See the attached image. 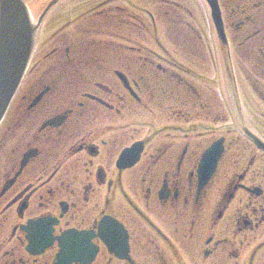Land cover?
Listing matches in <instances>:
<instances>
[{
	"label": "flooded vegetation",
	"instance_id": "af4514ba",
	"mask_svg": "<svg viewBox=\"0 0 264 264\" xmlns=\"http://www.w3.org/2000/svg\"><path fill=\"white\" fill-rule=\"evenodd\" d=\"M158 1L96 0L35 63L45 21L0 126V264H264V0H218L227 42L204 0L196 25Z\"/></svg>",
	"mask_w": 264,
	"mask_h": 264
},
{
	"label": "water",
	"instance_id": "95a60500",
	"mask_svg": "<svg viewBox=\"0 0 264 264\" xmlns=\"http://www.w3.org/2000/svg\"><path fill=\"white\" fill-rule=\"evenodd\" d=\"M211 1V0H209ZM58 0H52L43 16ZM39 22L34 23L28 7L21 0H0V122L20 86L37 45ZM264 149V144L258 141ZM221 146L215 144L205 155L204 183L213 174Z\"/></svg>",
	"mask_w": 264,
	"mask_h": 264
},
{
	"label": "rangeland",
	"instance_id": "374dc122",
	"mask_svg": "<svg viewBox=\"0 0 264 264\" xmlns=\"http://www.w3.org/2000/svg\"><path fill=\"white\" fill-rule=\"evenodd\" d=\"M23 1L30 6V8L32 9V12H41L43 7L47 4V2L49 0H23ZM93 1L94 0H79L78 2H75L76 5H74V2H72L71 0H62L61 4L52 11L53 15L46 22V27H45V30L43 31V40L48 41V45L45 46L46 50L43 49L40 51L38 57L36 55V59H34L35 63H36V61H39L41 58H43L47 52H50V50L54 47V44L59 41L58 40L59 37H64V35H65L67 40L70 39L68 34L72 33L74 31V29L71 26L67 27L66 26L67 23L70 20H72L73 18L79 16L83 10H87V8L89 9L90 4ZM132 1L135 4H136V1H139L140 3H142V5H144L145 9L150 10L151 13H153L156 17H158V19L163 20L162 15H163L164 11L167 10V7L165 4L164 5L161 4L158 0H132ZM199 1L200 0H189L190 7L195 11V12H192L193 15L195 14L194 16L196 17L195 25H196L198 19L200 18L199 16H201V14L203 13V12H198L199 8H200V6H198V4H200ZM74 6H77L78 8L74 9ZM113 6L115 7L116 5H113ZM130 6L131 7H129L128 5L125 4V7L130 8L132 12L142 14V16H144L145 18L148 19V16L145 12H141V11L137 12V10H136L137 7H135L133 5H130ZM133 9H135V10H133ZM140 10H143V7H141ZM153 10H156V12ZM180 14L183 15V20H185V22L182 24L183 31L184 32L189 31L190 27L187 26V22H190L188 12H180ZM196 15L198 16V18ZM201 18H203V17L201 16ZM203 22H204V19H203ZM159 23H160L159 35H160V38L162 40H164L165 39V31H164V27H163L164 23H163V21L158 22V24ZM204 24H205V22H204ZM200 25L202 26L201 23H200ZM208 26L209 25L205 24L206 30H208V28H209ZM140 28L142 29V25H140ZM61 29H64L65 31L62 30V32H58ZM155 39L156 38L154 36L151 37V40H153V42ZM119 41H120V39L118 37L117 42H119ZM51 56L52 55L50 54V60L52 59ZM46 60H49V58L46 57ZM199 62H200L199 60L195 59V61H192L191 63L188 61V65L190 64L192 69H194L195 66H200L198 64ZM246 72H247V70L243 69V72L241 71V73H240L241 74V80H242V86H244V88H251V85L249 83L251 81L246 76ZM31 75H32V73L29 74L27 80L31 78ZM212 86L214 87V85H212ZM147 99H148V97L146 96L145 100H147ZM253 104H259V103H258V101H256ZM146 112H148V111H146ZM146 112L142 111V115L146 116L147 115ZM158 114L159 113L157 112V116H158Z\"/></svg>",
	"mask_w": 264,
	"mask_h": 264
}]
</instances>
